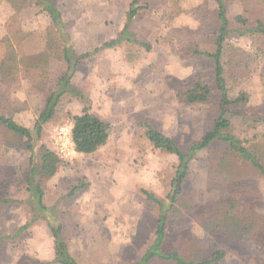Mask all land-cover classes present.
Instances as JSON below:
<instances>
[{
    "label": "rangeland",
    "instance_id": "1",
    "mask_svg": "<svg viewBox=\"0 0 264 264\" xmlns=\"http://www.w3.org/2000/svg\"><path fill=\"white\" fill-rule=\"evenodd\" d=\"M61 13L65 31L76 53L91 52L116 38L126 23L130 0H52ZM235 0L232 15L240 13ZM216 24L213 0H151L149 8L132 20L131 33L140 44L122 42L82 61L71 88L88 100L93 114L109 129L107 143L92 154L73 152L65 129L85 104L64 96L52 120L44 125L38 147L55 151L61 160L55 175L43 182L44 204L58 216L68 250L77 264H135L151 245L158 206L142 191L163 199L177 165L172 155L161 153L145 136L147 127L172 138L187 152L209 132L217 116L219 92L212 62L193 54L211 52ZM49 16L37 7L20 11L0 0V60L8 47L18 58L36 60L46 49V37L54 34ZM229 42L240 47L244 72L229 74L232 96L243 93L248 103L236 108L231 132L244 146L264 145V38H240ZM48 83L65 71V63H49ZM196 82L212 89V104L189 105L178 96L181 86ZM37 81L19 77L9 86L0 84V101L12 102L14 118L32 128L45 98ZM28 142L26 141L25 144ZM0 152V196H10L0 214V238L14 235L30 223L19 238L0 244V264H55L53 239L36 200L25 188L28 154L23 142ZM73 144V143H72ZM74 148V146H73ZM41 149V148H40ZM217 141L199 151L189 164L185 186L196 192L197 209L228 195H236L262 223L264 231V177L249 164L234 160L225 190L216 188L218 177L208 171L212 151H224ZM65 153V155L62 154ZM69 152V154H68ZM84 188L69 195L74 185ZM53 214V213H52ZM179 237V238H178ZM195 253L196 260L222 252L216 264H264V238L241 235L234 240L210 235L190 215L170 225L164 250ZM147 264H171L159 258Z\"/></svg>",
    "mask_w": 264,
    "mask_h": 264
},
{
    "label": "trees",
    "instance_id": "2",
    "mask_svg": "<svg viewBox=\"0 0 264 264\" xmlns=\"http://www.w3.org/2000/svg\"><path fill=\"white\" fill-rule=\"evenodd\" d=\"M12 9L20 11L31 6L37 7L46 13L54 27V36L46 37V49L36 60L18 58L14 50L8 47L0 60V84L9 86L19 77L27 83L37 81L34 85L42 92L45 102L43 109L33 123L32 128L20 124L14 113L18 108L10 101H0V152H8L9 147L17 146V142H23L28 154V173L25 180L27 192L35 198L38 214L34 215L32 222L39 218L45 219L53 239L55 264H77L68 250L64 238L63 227L58 216L44 204L43 182L53 177L61 164L59 155L45 146L38 147L46 123L53 119L62 98L66 95L75 97L85 104L80 115L73 116L71 141L74 151L78 154L88 155L104 146L109 138L107 124L93 114L89 107V100L77 90L71 88V81L79 64L91 56L119 46L122 42H132L149 49V45H143L135 41L131 33L132 20L139 12L149 8L151 0H130L125 15L126 23L119 35L103 43L91 52L78 54L74 50L69 34L65 31L61 19V13L52 0H4ZM216 4L217 28L213 37V50L203 51L195 49L193 54L207 58L212 62V73L216 89L219 92L217 104V116L209 132L202 139L183 152L176 142L162 134L160 131L147 127L145 136L161 153L172 155L176 158L177 165L170 181L169 191L163 199H158L147 191H142L146 198L158 206V215L154 238L151 245L144 251L141 258L135 264H147L154 258L168 261L171 264H216L223 257L222 252H214L204 260H196L195 253L176 249L166 252L164 246L168 238L171 223L190 215L192 221L199 225L210 235L219 233L225 239L234 240L241 235L250 238H264L262 223L248 209L247 204L238 199L236 195H228L216 201L204 205L203 209H197L196 192L185 186V179L189 171V164L197 153L207 148L212 142L223 145L224 151H212L208 162V171L218 177L217 189L225 190L226 181L231 176V168L235 159L250 165L260 176L264 177V145L260 148L258 143L244 146L238 138L232 134L231 117L240 116L236 108L248 103L245 94L231 95L227 85L229 74L244 72L245 65L240 47L235 42H229L231 34L240 38H264V0H238L241 5L240 13L232 15L229 12L230 5L235 0H213ZM57 59L65 63V71L49 85V63ZM212 89L201 82L192 86H181L178 96L185 103L212 104ZM26 141L28 142L27 144ZM1 172V169H0ZM230 175V176H229ZM3 176V175H2ZM0 173V179L2 178ZM84 186L74 185L69 192L73 195ZM10 196H0V214L10 203H15ZM53 213V214H52ZM30 223L20 227L14 235L0 238V244L7 239L14 240L20 237L22 231L28 228ZM179 238V237H178Z\"/></svg>",
    "mask_w": 264,
    "mask_h": 264
},
{
    "label": "built area",
    "instance_id": "3",
    "mask_svg": "<svg viewBox=\"0 0 264 264\" xmlns=\"http://www.w3.org/2000/svg\"><path fill=\"white\" fill-rule=\"evenodd\" d=\"M71 129H65V135H67V142L69 143V146L71 147L72 151L74 152V148H73V144H72V141H71ZM63 155H65L64 152H62ZM69 154V152H68Z\"/></svg>",
    "mask_w": 264,
    "mask_h": 264
},
{
    "label": "crops",
    "instance_id": "4",
    "mask_svg": "<svg viewBox=\"0 0 264 264\" xmlns=\"http://www.w3.org/2000/svg\"><path fill=\"white\" fill-rule=\"evenodd\" d=\"M109 139V138H108Z\"/></svg>",
    "mask_w": 264,
    "mask_h": 264
}]
</instances>
